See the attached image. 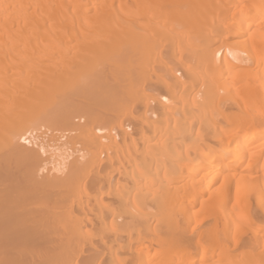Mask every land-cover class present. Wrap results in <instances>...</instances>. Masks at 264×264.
<instances>
[{"label": "bare ground", "instance_id": "bare-ground-1", "mask_svg": "<svg viewBox=\"0 0 264 264\" xmlns=\"http://www.w3.org/2000/svg\"><path fill=\"white\" fill-rule=\"evenodd\" d=\"M0 264H264V0H0Z\"/></svg>", "mask_w": 264, "mask_h": 264}]
</instances>
